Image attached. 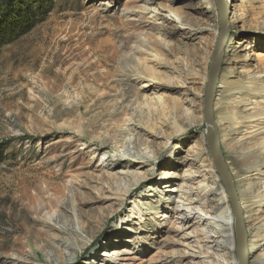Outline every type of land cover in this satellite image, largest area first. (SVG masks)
<instances>
[{"label":"rangeland","instance_id":"obj_1","mask_svg":"<svg viewBox=\"0 0 264 264\" xmlns=\"http://www.w3.org/2000/svg\"><path fill=\"white\" fill-rule=\"evenodd\" d=\"M214 1L0 0V23L27 8L36 21L0 46V264L238 261L210 211L227 208L204 119ZM226 36L213 116L245 229L255 226L247 264H264V0H231ZM57 71L78 78L54 104ZM99 112L115 133L109 114L88 133ZM240 145L260 165L241 169ZM254 183L263 194L250 205Z\"/></svg>","mask_w":264,"mask_h":264},{"label":"bare ground","instance_id":"obj_2","mask_svg":"<svg viewBox=\"0 0 264 264\" xmlns=\"http://www.w3.org/2000/svg\"><path fill=\"white\" fill-rule=\"evenodd\" d=\"M225 1L228 4L229 10H230L231 0H225ZM215 4H216V2H215ZM216 6H217V4H216ZM219 13H220L219 22L217 23V28H216L217 32L219 31V28L221 29L222 22H223L224 18L226 17V13H225L224 10L219 9ZM169 16H170V18L177 19V20L180 19V21L181 20L184 21V19H182L183 16L179 12L177 13L174 10H170ZM228 17H229V15H228ZM217 37L218 36H216V38ZM228 39L229 38L227 36L224 45L228 44L227 43ZM83 68H85V67H83ZM250 70H251L250 68H247V67L245 68V71H250ZM53 75H54V78H55V82H53L51 84L52 87L49 86L50 87V88H48L49 91H46V92L49 94L50 101H52V103L55 104L61 98L60 94H59V91L64 90L65 87L67 88V86L70 83H72L74 80H76L78 78V75L77 76L71 75L69 79H67L65 77L66 75H64V73L60 72V71H57ZM64 79H67L68 82H66V83L64 82L63 83ZM90 96H94V95H90ZM82 99L85 100V98H82ZM82 99H80L81 100L80 101L81 105L85 104V101L82 100ZM35 103H38L37 105L41 106L39 104V102H35ZM77 107H79V105ZM65 111H67V110L64 109L63 113H65ZM55 112H56L57 115H59V110H57ZM70 112H68V113H70ZM79 112H80V115H78L77 118H79L81 116V114H83V112H81V111H79ZM107 114H109L110 118H109V116ZM107 114H103L102 112H99L96 115H94L92 120L88 121L87 127H89L91 129V130H88V133L96 132L99 128L105 126V125L102 124L103 122H101V121H104L103 118L106 117V116H108V119H105V121L107 122L106 126L109 127L108 130H111L112 132L115 133V130H113V128H112L115 125V124H113L115 122L112 123L114 115L110 114V113H107ZM61 115H62V113H61ZM110 125H112V127H110ZM109 137L112 138L113 135H112V137L111 136H109ZM94 139H96L99 143H102V144L106 143V141L108 140V139H106L104 137L100 138L99 136L95 137ZM128 155L131 156V154H128ZM261 155L262 154H260L257 150H254L253 147H251V146L240 145V146H238V156L236 158L238 160V163H239L241 169H249V168H252V167L260 165V163H261ZM256 173L261 174L258 171ZM248 176L249 175L247 174L245 177H248ZM261 193H262L261 191L259 192L258 183H254L250 187H247L246 192H245V196L248 197L247 199H248V202H250V205H253L257 201V200H255V198L260 197ZM218 200H220L221 204L225 205L227 208H224L219 214H217V211H214L215 208H212V210H210L212 213H214L213 216H212V219L215 220L214 223L217 224V226H218V232L217 233L219 234V236L225 242L224 249L227 251V253H233V252L236 251V247H237V240H236V235H235V219H234L233 213L231 212L230 207L228 206L225 190H223L222 194L221 193L219 194ZM179 201L180 200H177V202H179ZM205 203L207 204V206L209 208V203L210 202L208 201V199L205 200ZM242 215H243V217L246 216L244 211H243ZM187 218H189V217H187ZM201 221H202L201 216L200 217L198 216V219L194 220L193 223L199 224V223H201ZM254 232H255V226L254 225L253 226L249 225L248 229L246 231V235L247 236L251 235ZM263 235H264V233H263ZM212 244H214V246H216V245L217 246H223L222 244H219V242H217L216 239L212 240ZM248 245L250 246L251 244L249 243ZM233 263L234 264H238V261L234 260Z\"/></svg>","mask_w":264,"mask_h":264},{"label":"water","instance_id":"obj_3","mask_svg":"<svg viewBox=\"0 0 264 264\" xmlns=\"http://www.w3.org/2000/svg\"><path fill=\"white\" fill-rule=\"evenodd\" d=\"M215 2L219 9L225 11L226 17L222 22L219 36L215 40L212 51V60L204 90V119L207 122V135L210 155L213 160L215 169L219 174L220 180L225 187L229 204L231 206V211L235 219L238 264H247V235L243 222L242 210L238 201L236 187L232 180L231 173L229 172L228 167L226 166V163L221 154L219 134L212 109L216 77L222 59L223 46L227 37L228 15L230 12L229 6L225 0H215Z\"/></svg>","mask_w":264,"mask_h":264},{"label":"trees","instance_id":"obj_4","mask_svg":"<svg viewBox=\"0 0 264 264\" xmlns=\"http://www.w3.org/2000/svg\"><path fill=\"white\" fill-rule=\"evenodd\" d=\"M35 22L33 11L29 8L19 11L12 19L6 18L4 21H1L0 46L18 38L32 27Z\"/></svg>","mask_w":264,"mask_h":264}]
</instances>
